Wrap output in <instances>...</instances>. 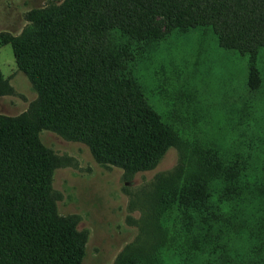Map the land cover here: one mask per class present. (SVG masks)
I'll return each mask as SVG.
<instances>
[{
  "label": "rangeland",
  "instance_id": "rangeland-1",
  "mask_svg": "<svg viewBox=\"0 0 264 264\" xmlns=\"http://www.w3.org/2000/svg\"><path fill=\"white\" fill-rule=\"evenodd\" d=\"M62 1L0 0V116L50 151L53 211L73 221L81 264H264V49L253 88L248 56L209 29L159 32L139 60L144 40L112 33L107 53L132 54L170 132L146 169L126 170L44 122L43 98L15 66L9 41L31 12Z\"/></svg>",
  "mask_w": 264,
  "mask_h": 264
},
{
  "label": "trees",
  "instance_id": "trees-1",
  "mask_svg": "<svg viewBox=\"0 0 264 264\" xmlns=\"http://www.w3.org/2000/svg\"><path fill=\"white\" fill-rule=\"evenodd\" d=\"M27 21L9 43L16 68L44 100L42 120L126 170L146 169L170 132L134 79L132 54L107 53L112 33L130 46L144 40L139 60L159 32L209 29L219 47L248 56L249 82L259 83L264 0H63ZM52 168L32 131L0 116V264H81L73 221L53 211Z\"/></svg>",
  "mask_w": 264,
  "mask_h": 264
}]
</instances>
